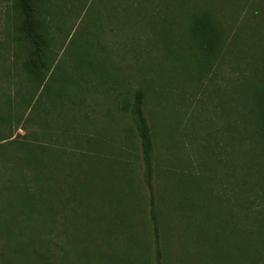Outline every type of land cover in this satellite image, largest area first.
<instances>
[{
  "label": "trees",
  "instance_id": "16d2710c",
  "mask_svg": "<svg viewBox=\"0 0 264 264\" xmlns=\"http://www.w3.org/2000/svg\"><path fill=\"white\" fill-rule=\"evenodd\" d=\"M6 1L19 61L16 75L12 77L11 71H7L9 79L0 82V264H65L69 227L60 230L52 222L45 236L33 239L24 237L23 223L41 207L44 212L51 210L50 202L55 206V199L46 198L48 180L52 184L57 180L46 175L48 146L52 147V154L68 153L73 131H81L85 125L81 136L86 142L83 150H97L95 127L99 117H91L83 110L96 112L99 105L105 106L106 115L110 112L129 119V143L140 150L136 155L142 159L143 172L142 178L135 172V195L146 207L145 217L152 231L145 264L180 262V247L166 220V204L173 198L169 179L173 173L178 178L176 185L201 182L207 188V194L197 195L199 200L187 190L175 191V200L181 205L178 214L186 216L188 223L189 204L200 203L194 222L199 234L206 235L203 239H197V235L186 237V242L194 246L204 243L201 259L206 264H264V55L256 61L255 57L240 54L236 59L235 51H231L245 19L254 12L263 19L264 2L238 0L234 10H227L212 0ZM178 7L191 13L185 37L200 72L192 84L202 82L218 66L228 64L230 69L239 71L237 124L234 122L232 127L225 123L226 138L221 136L222 132L219 137L196 138L208 151L206 156L214 158L219 166L213 174H204V153L196 154L200 150L186 158L180 156V163L174 167L168 165L166 155L164 158L162 149L168 151V140L175 132L185 137L191 150L188 132L184 128L181 131L180 118H192L194 112L176 107L175 99H186L182 93L177 92L172 98L180 120L174 130L173 123L158 116V90L150 74L134 66L124 76L115 66L119 58H132L130 65L155 58L171 28L168 12ZM253 7L258 9L251 12ZM108 30L113 33L111 36ZM120 30L125 33L123 37ZM58 72L61 80L55 88L52 80H56ZM51 88L54 90L47 94ZM56 100L65 101L64 111L53 109ZM225 102L228 103L227 96L223 101L226 112ZM209 124L198 123L194 128L199 134L202 129L209 133ZM21 127L27 133L17 136ZM89 128L94 131V138ZM83 141L77 145L82 146ZM128 157L131 159L129 151ZM132 166L136 171L133 162ZM140 181L147 190L140 186ZM204 197L209 202L234 205L238 210H230L225 220L208 219L210 206L204 207ZM223 226L226 233L221 231ZM71 228L74 230L75 226L71 224ZM16 229L22 238L13 241ZM192 229L196 230L194 226ZM111 241L116 244L120 240ZM134 249L135 244L129 240L123 253ZM193 258L198 260L200 256Z\"/></svg>",
  "mask_w": 264,
  "mask_h": 264
},
{
  "label": "rangeland",
  "instance_id": "374dc122",
  "mask_svg": "<svg viewBox=\"0 0 264 264\" xmlns=\"http://www.w3.org/2000/svg\"><path fill=\"white\" fill-rule=\"evenodd\" d=\"M261 1L264 2V0ZM212 2L231 10L238 3V0H212ZM8 7L9 4L6 0H0V82L9 79L6 76L7 71H11L12 77L16 75L15 69L19 61L14 50L13 27ZM255 9L258 8L253 7L251 12ZM168 13L172 22L168 25L171 28L168 29L167 40L160 45L162 51L155 58L143 59L136 65H130L133 62L130 57L123 58L124 61L119 58L120 62L114 64L119 67L118 70L120 69L124 76L129 73V70H133L134 66L148 72L151 79L156 82L157 100L159 99L157 111L160 119L165 120L168 124L173 123L174 130L177 127L176 123H179L180 120L183 121L180 123L181 131L184 128V132H188L191 150L187 148L185 137H182L180 132H175L173 138L168 140L170 150L169 148L168 151L162 149V151L164 150V158L166 155L168 159V165L174 167L175 163L176 165L180 163V156L186 158L188 154L193 155L197 150H200L196 154L204 153L201 156V161L204 162V165L202 164L204 174H213L219 169V166L214 158L206 156L208 151L202 147L196 138H199V135L202 137L205 135L207 138L219 137L221 132L223 133L221 136L224 135L226 138L228 133L225 134L224 131L225 123L229 122L228 124L232 127L234 122L237 124L239 117V79L237 75H239V71L230 69L228 64L222 67L218 66L202 82L192 84V80L197 78L200 72L196 66L197 59L192 50L189 49L190 44L185 37L187 32L186 21L190 17V10L178 7ZM161 17L160 20L163 19ZM239 27L231 51H235L236 59L240 54L249 58L255 57L256 61L264 55V17L262 19L261 14L254 12L253 16L250 18L248 16ZM108 32L110 36L113 34L110 30ZM119 33L122 37L125 35L123 30H120ZM129 62L130 64H128ZM60 77L58 72L56 80H52L55 88L60 85ZM53 90L52 88L51 90L48 89L47 94ZM98 90L103 91L102 89ZM177 92L182 93L186 99L181 96L177 99L174 98L176 107L194 112L192 118H180L179 120L172 100ZM45 96L47 102L48 96ZM225 96L228 100V103L225 102L226 112L223 110ZM59 101L56 100L53 109L64 111L65 101H60V103ZM152 104L154 107V103L150 105L152 106ZM96 109H98L96 112L88 109L83 111L91 117H99L95 127L97 128V138L95 139L97 150H83L86 142L81 136L82 130L86 129L85 125L84 128L82 127L83 129L80 128L81 131H73V141L72 143L69 142V145L67 144L70 148L68 153L52 154L50 151L52 147H47L46 175L57 180L53 184L51 183L52 180H48L46 198L48 201L55 199V206H52L50 202L51 210L48 209L44 212L41 207L37 213L31 215L28 221L23 223V234L24 237H32L33 239L43 237L47 234L52 222L60 230L69 227L67 230L69 240L66 242L64 250L65 264H145L146 246H151L152 231L148 227L145 217L146 207L143 206L141 198L139 199L135 195V187L137 186L135 172L141 178L143 172L142 159L136 155V153L140 154V150H136L132 142L129 143L127 123L130 124V121L127 117L124 115L121 117L110 112L106 115L103 105L97 106ZM76 116L79 118L78 115ZM198 123L201 126L210 123L211 132L209 133L211 135L205 129H202L199 134L200 131L194 128ZM19 133L24 135L27 130L21 127L17 130V136ZM78 133L80 136H77ZM89 133L92 138L95 137L94 131L91 132L90 128ZM231 138L234 141V135ZM78 141H83L84 144L79 147ZM135 143L138 146V139L136 140V138ZM47 144L49 145V143ZM128 151L131 159L128 157ZM132 162L135 164L136 171H133ZM51 171H55L54 175L51 174ZM169 179L173 198L166 204V220L172 228L171 234L177 241L176 245L180 247L177 253L179 264H183L182 262L184 264H206L205 260L201 259L205 247L204 243L199 242L194 246L186 242V237L190 238L197 235V239H203L206 235L199 234L197 222H194V219L197 220L199 216L196 209L200 203L189 204L188 223L186 216L178 214L177 209L181 205L175 200V191L187 190L192 198L195 197L196 200H199L197 195L207 194V188L201 182L197 185L194 183L193 186H188L185 183H177L176 185L178 178L174 173ZM156 180L158 181L157 177ZM140 186L147 190L143 181H140ZM205 198H203L204 207L210 206L206 214L208 219L219 217L225 220L230 210H238L234 205L209 202ZM185 207L187 208L188 205L186 204ZM71 224L75 226L74 230L71 228ZM192 226L196 230H193ZM221 228V231L226 233L223 229L224 226ZM21 238L19 229H16L13 234V241ZM114 238H118L120 241L114 244L111 241ZM129 240L135 244V249L123 253ZM193 255L197 258L200 256V258L194 260Z\"/></svg>",
  "mask_w": 264,
  "mask_h": 264
}]
</instances>
